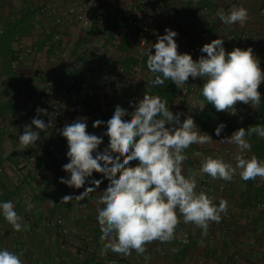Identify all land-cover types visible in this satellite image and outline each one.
<instances>
[{
    "label": "crops",
    "instance_id": "1",
    "mask_svg": "<svg viewBox=\"0 0 264 264\" xmlns=\"http://www.w3.org/2000/svg\"><path fill=\"white\" fill-rule=\"evenodd\" d=\"M136 0H0V202L12 201L21 216V224L28 227L16 232L4 218L0 210V250L7 249L20 255L23 264H264V180L243 181L237 170L232 181L211 179L218 188L209 194L218 206L221 199L228 201L226 214L222 213L219 223L209 225L207 235L194 224H186L180 216V223L190 233V242L182 244L178 238L171 242L154 241L146 245L143 254L132 251L124 256L105 248L108 242L102 240L100 226L96 219L97 208H102L97 200L109 183L100 173L89 178L102 180L95 192L88 193L83 200L73 199L64 204L65 195L73 197L93 187L86 182L84 187L75 189L59 182L68 173L62 166L69 162L68 147L59 132L68 118L82 119L77 115L69 98H63L66 112L61 127L55 126L40 132L35 146L22 148L19 135L24 126L31 124L37 117L36 109L44 106L46 80L55 68V53L64 49L72 38L77 21L74 16L66 15L65 23H56V13H43V8L66 10L69 7L85 5L94 13V21L84 29L81 39L70 54V59L81 60L79 70H69L77 79L76 90L81 93L85 113L93 109L99 111L98 120L105 124L96 128L102 136L107 130L106 122L114 114V98L99 91L96 97L91 93L103 88L110 82L118 81V68L125 67L129 76L138 81L137 86L121 88L125 94L136 95L135 102L144 94L159 95L167 100L170 110L175 114L183 113L181 122L192 116L197 130L207 133L213 142L204 145H191L185 150L188 159L184 162V174L196 172L197 188L200 192V167L206 157L222 158L225 162L236 164L235 157L246 153L247 158L255 154L264 160V139L253 134L246 137L251 151L241 150L235 144L220 140L230 137L239 128L247 129L256 124L264 125V83L258 88L261 103L252 108L249 104L238 102L237 114L218 112L208 103L201 93L204 79L189 78L178 89L174 82L166 80L162 86H153V74L147 68L149 50L140 45L138 30L128 27L120 18V12L135 7ZM148 6L140 12L141 23H150L153 30L164 24L178 33L176 41L182 43L181 54L189 53L194 60L201 55L200 49L214 39L226 41L229 32H248L254 37V45L264 61V17L260 9L264 0H147ZM244 7L249 18L244 23L224 24L216 15L223 9L227 14L233 7ZM172 10V12H171ZM105 16V25L98 18ZM182 16L187 20L182 21ZM119 31L120 38L115 40L112 32ZM59 35L60 40L55 41ZM223 44V45H224ZM33 49L31 53L28 50ZM143 56V61L138 58ZM70 69L68 63L64 66ZM125 85V84H124ZM63 84H61V88ZM74 91V89L71 88ZM127 111L133 106H121ZM39 118L48 123L47 116ZM130 119V117H125ZM226 125L220 136H216L218 124ZM34 130L35 127L33 126ZM88 131V130H87ZM89 132V131H88ZM109 139L103 136L99 151L108 146ZM50 146L52 149H50ZM6 153L7 157L1 155ZM231 153L233 155H231ZM34 158V161L31 160ZM136 166L138 161L130 162ZM223 189L220 190V188ZM30 201L31 210L26 207ZM55 204H53L52 202ZM179 215V213H178ZM62 220V224H58ZM70 227H69V226ZM69 227V228H68ZM89 240L92 253L80 255L76 247L61 248L69 240L63 231ZM175 250V251H173Z\"/></svg>",
    "mask_w": 264,
    "mask_h": 264
},
{
    "label": "clouds",
    "instance_id": "2",
    "mask_svg": "<svg viewBox=\"0 0 264 264\" xmlns=\"http://www.w3.org/2000/svg\"><path fill=\"white\" fill-rule=\"evenodd\" d=\"M216 15L227 25L244 23L249 18L248 10L242 6L233 7L227 14L220 9ZM177 35L176 31L166 28L165 34L158 36L151 45L154 54L149 49L147 68L154 76L151 81L154 87L162 86L168 80L180 89L190 77H200L205 81L201 89L203 97L218 112L236 115L238 102L252 108L260 105L258 88L264 82V71L251 47H235L226 52L224 40L218 38L202 46L200 51L206 56L194 60L191 54L178 51ZM130 104L134 108L131 112L120 105L115 107L102 136L89 133L84 119L59 129L67 140L69 160L62 166L69 176L60 178L59 182L75 189L84 187L86 182L93 185L78 196L65 195L62 202L83 200L88 193L95 192L102 180L89 178L94 172L102 174L109 183L97 200L103 205L97 208L96 217L101 239L108 241L105 248L124 256L131 255L132 251L143 254L145 246L154 241L171 242L181 222L180 216L184 223L194 224L206 236L210 223H219L221 214H226L228 201L221 199L217 206L205 191L197 192V173L193 171L185 176L183 165L188 159L186 149L193 144L211 143L212 137L197 130L190 115L181 122L183 113L174 114L168 101L159 95L145 93L142 99ZM36 111L37 117L25 125L23 134L19 135L22 148L35 146L40 132L55 126L52 117L48 123L39 118L41 113L47 115L46 109L38 107ZM126 116L130 119H125ZM103 124L104 121L96 120L93 127L99 128ZM225 127L223 123L218 124L216 136H220ZM253 134L264 139V125L241 127L220 142L235 144L250 152L251 144L246 137ZM103 136L108 137L109 143L101 152L98 149ZM235 160L233 166L222 158L208 156L201 162L199 171L214 180L232 181L237 170L243 181L258 177L264 180V160L255 154L250 158L236 155ZM132 161H138V164L132 166ZM26 207L31 210L33 205L28 201ZM0 210L16 232L28 227L21 224L22 218L12 201L0 202ZM0 264H23V261L20 255L4 249L0 250Z\"/></svg>",
    "mask_w": 264,
    "mask_h": 264
},
{
    "label": "built area",
    "instance_id": "3",
    "mask_svg": "<svg viewBox=\"0 0 264 264\" xmlns=\"http://www.w3.org/2000/svg\"><path fill=\"white\" fill-rule=\"evenodd\" d=\"M148 6L147 0H136L135 7L130 10H123L120 12V18H122L125 21L126 26L135 28L138 30L139 38H140V45L143 48L150 49L151 53L154 54L155 49L151 48V45L154 44L157 41V37L160 35L165 34L164 24H161L159 29L156 31L153 30V26L150 23H141L139 20V13L146 10ZM43 13L48 14H55L56 13V23L60 26H63L65 23V16L66 15H72L75 17L77 21V28L70 39V41L65 45L64 49L61 51H56L55 53V68L52 74L48 75L46 80V91L44 94V106L42 109L47 110V119L49 122V117H52L54 119V124L59 125L61 127V123L63 122L62 118L65 116L66 112V105L63 101V98H69L70 103L74 107V112L77 115H83L82 119L86 120L87 123V130L91 134L97 135L96 128L93 127L94 121L98 120L97 116L99 115V111L93 109L92 111H89L85 113V105L83 102V99L81 97V93L76 90L78 87V81L76 78L71 76L69 70H79L82 62L78 59H70V54L78 41L81 39V36L83 34V31L86 27H88L93 21H94V13L90 7H87L85 5L80 6H73L69 7L66 10L59 9L58 12H56V9L54 8H43ZM172 12V10H171ZM260 15L264 17V6L260 9ZM186 16H182V21H186ZM107 22L105 16H101L98 18V23L101 25H105ZM114 34L115 40H118L120 38V32L115 31L112 32ZM264 34V30H263ZM55 41L60 40V36H55ZM178 44V51L180 52L182 49V43L180 41H176ZM226 52H230L235 47H239L241 49H247L251 47L254 51V54L257 56V58L260 61V67L261 70L264 71V61L260 57L259 50L254 45V37L252 34L248 32H236L232 31L229 32L226 36L225 44L223 45ZM29 52L33 53V49H29ZM150 54V53H149ZM143 61V56H140L138 58V62L141 63ZM68 63L70 66V69H65V64ZM129 72L125 67L118 68V81L115 86L110 84L108 82L105 84L102 88V90L97 89L93 93H91V96L96 97V94L99 91H102L105 94L110 95L114 98V102L116 105L120 106H131L130 102H135L136 95L133 94H125L121 88H124L125 86H137L138 81L131 77L128 79ZM125 82L127 83H124ZM264 83V82H262ZM61 84H63V88H61ZM125 84V85H124ZM74 89L73 90H71ZM77 119L75 118H68L66 123H72ZM98 136V135H97ZM64 146L68 147L66 138L63 140ZM50 149L52 147L50 146ZM231 155H233L231 153ZM245 158H247L246 153H243ZM2 158H6L7 154L4 153L1 155ZM32 161H34V158H31ZM199 189L200 191H205L208 195L214 194L218 191V188L212 185L210 177H208L206 174H201L200 182H199ZM223 189V187L220 188V190ZM62 220H59L58 224H62ZM64 235L69 236V240L66 241V243L61 244V248H67L68 246L76 247L77 250H80L81 252L84 251H90L89 246V240H87L84 237H76L74 234H70L67 229L63 231ZM178 238L179 241L187 245L190 242V233L189 231L184 228L182 225H178L175 230V237Z\"/></svg>",
    "mask_w": 264,
    "mask_h": 264
},
{
    "label": "rangeland",
    "instance_id": "4",
    "mask_svg": "<svg viewBox=\"0 0 264 264\" xmlns=\"http://www.w3.org/2000/svg\"><path fill=\"white\" fill-rule=\"evenodd\" d=\"M68 226H69V225H68ZM69 227H70V226H69ZM69 227H68V228H69ZM68 231L72 232L70 229H68ZM88 242H89V241H88ZM89 246H90V248H91L90 243H89ZM92 250H93V249H90V251H84V252H81V251L79 250V252H81L80 255L83 256V255H86V254L88 255V254L92 253V252H93ZM77 252H78V251H77ZM79 252H78V253H79Z\"/></svg>",
    "mask_w": 264,
    "mask_h": 264
},
{
    "label": "trees",
    "instance_id": "5",
    "mask_svg": "<svg viewBox=\"0 0 264 264\" xmlns=\"http://www.w3.org/2000/svg\"><path fill=\"white\" fill-rule=\"evenodd\" d=\"M78 252H79V250H78Z\"/></svg>",
    "mask_w": 264,
    "mask_h": 264
}]
</instances>
